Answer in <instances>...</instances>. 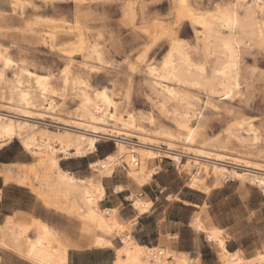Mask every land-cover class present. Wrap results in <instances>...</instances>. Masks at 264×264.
Returning <instances> with one entry per match:
<instances>
[{"label": "bare ground", "instance_id": "obj_1", "mask_svg": "<svg viewBox=\"0 0 264 264\" xmlns=\"http://www.w3.org/2000/svg\"><path fill=\"white\" fill-rule=\"evenodd\" d=\"M138 1L129 0L126 6L125 16L132 22ZM173 5L175 25L155 20L143 30L153 45L164 38L171 41L160 63H148L146 72L149 99L173 121L174 128L158 125L153 112L129 110V91L128 105L123 106L112 88H97L91 82L90 75L100 73L108 61L101 45L85 36L79 22L69 27L78 40L62 48L69 63L59 76L38 72L25 60L18 63L0 45V150L19 141L33 157L26 163L3 164L0 177L7 184L30 189L46 207L77 219L83 236L78 242L69 241L41 219L8 216L0 224V264L2 250L32 264H70L73 248L113 249L111 264H202L200 258L174 249L169 241L148 246L133 236L138 218L151 211L152 199L135 190L130 194L137 211L133 220L123 219L119 207H102L108 193L104 181L121 167L136 188H146L159 173L161 158H170L189 173L192 189L210 193L238 178L242 185H255L264 193V135L252 118L230 123L225 140L220 134H204L207 109L220 111L222 104L242 96L244 50H264V0L219 2L213 9H200L191 0H173ZM42 20V37L55 41L60 24L52 17ZM185 21L194 28V44L178 37ZM151 49L140 61H146ZM76 54L82 57L84 73L74 70ZM137 67L131 65L133 71ZM69 93L77 101L74 109L66 104ZM103 140H115L117 147L91 162L93 175L80 177L63 166L65 160L95 154ZM127 190L123 185L114 187L115 194ZM192 226L215 245L222 264H264L263 250L250 258L242 250L230 251L229 236L208 214H198Z\"/></svg>", "mask_w": 264, "mask_h": 264}, {"label": "rangeland", "instance_id": "obj_2", "mask_svg": "<svg viewBox=\"0 0 264 264\" xmlns=\"http://www.w3.org/2000/svg\"><path fill=\"white\" fill-rule=\"evenodd\" d=\"M191 1L200 9H213L219 2H230L232 0ZM128 2L129 0H25L24 4L16 5L13 0H0V45L3 49H7L12 58L18 63L25 60L38 72H51L59 76L62 69L66 67L65 65L69 63V59L63 53L62 48L78 40L69 27L79 22L83 27L85 36L92 43L101 45L108 61V64L101 69L100 73L95 72L90 75L91 82L97 88L104 86L112 88L116 98L119 101L121 100L123 106L128 105L127 94L130 93L129 110L153 112L158 125L174 128L173 121L162 115L150 101L149 98L152 93H150L151 91L147 85L146 72L148 63H160L168 51L171 41L164 38L153 45L152 39L143 30L146 24L155 20H161L168 25H175L176 15L174 14L173 0H139L135 5L137 17L134 22L125 16ZM46 17L55 18L61 26L60 32L53 42H46L47 40L42 37V31L45 28V22L42 18ZM191 26V23L185 21L178 28V37L194 44L196 43V37L194 28ZM150 46H152V49L148 52L146 61H140L139 58L146 53ZM76 59L74 70L83 72L80 65L82 57L76 54ZM132 64L138 66L134 71L131 69ZM242 74V96H239L233 102H228L226 105L222 104L223 108L220 111L207 109L204 121V134L207 137L220 134L221 139L225 140V129L235 119L241 117L252 118L251 120L255 121L264 135V50L259 48L244 50ZM9 75H13V69L9 71ZM66 104L69 109H74L77 106V101L73 99L71 93L67 97ZM232 141L237 143L234 139ZM116 147L117 141L103 140L98 145L99 151L97 154L86 158L65 160L62 164L65 168L74 170L80 177L90 176L93 175V170L90 168L91 162L105 157ZM19 151L26 153L30 161L33 160L31 154L25 152L21 143L16 141L11 152L17 153ZM182 160L185 162L188 159L184 157ZM162 162L166 168L170 169L168 173H165V177L166 181L172 186L171 191L183 185L190 188L188 186L190 175L186 170L180 169V162L170 158H161L160 163ZM113 178L104 181L110 197L114 192L112 182H116V180L127 182L131 192L135 190L139 193L136 186L129 180L124 167H121ZM209 183H214V177L209 179ZM215 188H213V191L211 190L210 194L192 189L196 191L197 196H199L198 193H202V195L208 197L204 207H196L193 215L190 214L192 210L183 209L180 205H177L174 210L176 212L180 210L179 215L189 218L191 221L198 214H211L218 226L229 225L231 227L230 230H224L229 237L232 236L249 243L251 252L248 256L255 255L264 246L263 191L255 185H242L238 178H233V180ZM177 199V196L174 197L175 201ZM189 233L192 232L189 230ZM2 236L3 231L0 229V237ZM63 236L66 240L73 241L67 236ZM82 239L83 236L81 235L80 239L73 242ZM7 240L12 242L9 236H7ZM115 243L120 246V239L115 240ZM262 250L264 251V249ZM191 255L196 257L195 254ZM101 256L103 255L101 254ZM97 257H100V255ZM22 259L11 255L7 258L6 264H30L26 259H24L25 261ZM220 261L217 264H222Z\"/></svg>", "mask_w": 264, "mask_h": 264}, {"label": "crops", "instance_id": "obj_3", "mask_svg": "<svg viewBox=\"0 0 264 264\" xmlns=\"http://www.w3.org/2000/svg\"><path fill=\"white\" fill-rule=\"evenodd\" d=\"M14 145L15 142L0 150V168L7 163L30 161L29 156L23 151L11 152ZM169 171L170 169L166 168L162 162L159 173L154 176L150 184L146 188H137L142 197L152 199L154 204L149 213L138 218L136 225H134L133 236L141 244L148 246H155L169 241L174 249L195 254V258H200L202 264H217L220 261V258L218 259V251L209 241L207 235L193 229V220L191 221L189 218L179 215L180 210L177 212L174 210L177 205H180L183 209L192 210L190 214L193 215L196 207H204L208 198L207 195H202L204 193L202 192L198 193L199 196H197L196 191L185 187V185L171 191L172 186L166 181L165 177V173ZM120 184L128 190L119 194L113 192L112 197L107 191V198L102 202V207H119L120 215L123 219L133 220L137 216V211L134 209L132 201L128 198L132 193L128 183L123 180H116V182H112V188ZM176 196L178 197L177 201L174 200ZM8 216H16L18 219H41L73 241H77L81 236L80 224L77 219L46 207L30 189L15 183L7 184L0 177V223H4ZM209 216L216 224L214 217L211 214ZM218 227L225 231L231 229L229 225H219ZM189 230L192 233H189ZM227 247L230 251L242 250L248 258L254 257L259 250L264 249L263 246L255 255L248 256L251 252L249 243L240 241L232 236L227 240ZM11 255L22 259L15 253L4 250L1 264H6L7 258ZM99 255L100 257H97ZM114 258L115 251L113 249L83 248L73 249L70 252V264H111Z\"/></svg>", "mask_w": 264, "mask_h": 264}, {"label": "snow or ice", "instance_id": "obj_4", "mask_svg": "<svg viewBox=\"0 0 264 264\" xmlns=\"http://www.w3.org/2000/svg\"><path fill=\"white\" fill-rule=\"evenodd\" d=\"M118 191H119V189H118Z\"/></svg>", "mask_w": 264, "mask_h": 264}]
</instances>
